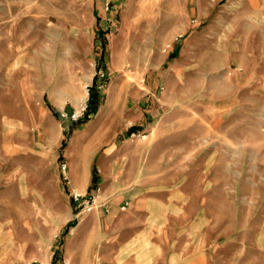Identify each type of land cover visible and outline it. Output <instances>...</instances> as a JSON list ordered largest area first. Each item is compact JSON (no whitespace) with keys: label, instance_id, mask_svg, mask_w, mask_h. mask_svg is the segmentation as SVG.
<instances>
[{"label":"rangeland","instance_id":"obj_1","mask_svg":"<svg viewBox=\"0 0 264 264\" xmlns=\"http://www.w3.org/2000/svg\"><path fill=\"white\" fill-rule=\"evenodd\" d=\"M178 1L0 0V221L22 225L31 244L25 264L60 259L68 232L85 216L76 217L72 194L82 191L71 187L70 163L78 169L90 163L93 182L87 193L103 187L98 176L106 148H95L93 139L102 128L118 129L117 118L129 115L135 98L146 97L152 79L160 82L161 96L168 84L180 87V76L191 86L196 74V93L188 92L174 108L186 118L155 123L167 131L154 141H140L147 133L135 127L127 131L125 154L137 153L139 142H150L153 159L163 160L168 178L183 173L196 180H202L196 158L204 159L210 148L216 160L212 174L220 178L240 175L246 144L250 159L263 157L264 0H184L189 2L185 8ZM183 10L190 22L184 42L196 36V50L191 41L178 60V52L169 54L164 37L181 21ZM194 57L195 71L190 67ZM100 69L104 78L96 75ZM242 83L247 85L241 88ZM87 86L86 103L97 94L100 106L89 118L74 120ZM192 111L196 144L203 145L199 151L187 150L193 139ZM185 185L194 193L205 184ZM217 185L226 186L233 217L255 224L253 197L264 193V184ZM219 190L217 196H224ZM8 200L14 205L1 203Z\"/></svg>","mask_w":264,"mask_h":264},{"label":"crops","instance_id":"obj_2","mask_svg":"<svg viewBox=\"0 0 264 264\" xmlns=\"http://www.w3.org/2000/svg\"><path fill=\"white\" fill-rule=\"evenodd\" d=\"M177 3L183 8L189 6L188 1ZM192 7L191 13L195 14L196 4L193 3ZM181 18L164 37L170 45L169 54L178 52V60L183 58L180 54L191 41L192 48L196 50V36L184 42L190 27L188 12L183 10ZM179 35H182L181 39H177ZM190 67L196 70L195 57ZM180 73L177 72V76ZM193 79L190 86L180 76V87L172 89L168 84L167 91L161 96L157 95L160 82L152 79L146 85V97L135 98L129 115L122 114L117 118L120 120L118 129L102 128L97 132L93 139L95 148H106L98 179L103 184L102 200L108 203L109 211L97 209L72 227L55 264H104L109 261L110 264H264V193L258 192L253 197L255 224L238 222L233 217L235 206L227 196L226 186L217 185L238 182L264 184V155L256 160L250 159L249 145L246 144L241 148L245 153L240 160V175L220 178L212 174L216 160L210 148L204 159L198 161L196 158V171L202 172V180L200 177L196 180V176L183 173L168 178L167 172L162 170L163 160L153 159L150 142H139L135 154L124 153L127 131L132 132L133 127L147 133L146 138L140 141H154L167 131L154 126L156 122L186 118L185 112L174 111V108L188 92L196 93V74ZM245 85L247 83H242L240 87ZM105 106L103 103L100 108ZM102 111L100 109V113ZM191 114L193 139L187 150L199 151L203 145L196 144V111ZM153 165L157 169L152 170ZM254 167L257 172L252 171L250 175L249 168ZM69 172L73 191L87 192L93 182L90 163L85 162L80 169L70 163ZM190 182L205 185L193 193V187L188 189L185 185ZM218 189L224 190V196H217ZM16 195L19 198L18 192ZM246 196L249 199V195ZM20 200L23 202L22 194ZM4 202L14 205L11 201L1 203ZM15 205L18 207V202ZM21 227L18 222L0 221V264H25V250L31 244L26 243ZM53 263L51 258L50 264Z\"/></svg>","mask_w":264,"mask_h":264},{"label":"built area","instance_id":"obj_3","mask_svg":"<svg viewBox=\"0 0 264 264\" xmlns=\"http://www.w3.org/2000/svg\"><path fill=\"white\" fill-rule=\"evenodd\" d=\"M107 8H109V3L107 4ZM182 35H179L177 37L181 38ZM170 46V45H168ZM97 76L100 78L105 77V73L100 69L97 71ZM102 86H98V88H101ZM87 90L90 93V86H87ZM88 108V104L85 103V106L82 108L81 111L78 113L73 114L72 118L74 120H79L81 116L85 114V111ZM132 136H135V133L132 134ZM143 137H146V135H143ZM68 168L67 163H63V169L66 171ZM68 179V177H65ZM73 200L75 202V206L78 209V212L76 214V217H79L80 215H87L90 214L91 212L103 208L106 212L109 211V206L108 203L102 200V187H98L96 190V193H82V192H73L72 194Z\"/></svg>","mask_w":264,"mask_h":264},{"label":"trees","instance_id":"obj_4","mask_svg":"<svg viewBox=\"0 0 264 264\" xmlns=\"http://www.w3.org/2000/svg\"><path fill=\"white\" fill-rule=\"evenodd\" d=\"M89 101H90V104L88 105V109H87V111L84 114L85 115V118H89L90 115L96 113L97 110H98V108H99V106H100V99L98 98L97 94H94V96L91 95ZM94 178L97 180V177H94Z\"/></svg>","mask_w":264,"mask_h":264},{"label":"bare ground","instance_id":"obj_5","mask_svg":"<svg viewBox=\"0 0 264 264\" xmlns=\"http://www.w3.org/2000/svg\"><path fill=\"white\" fill-rule=\"evenodd\" d=\"M89 95V92L88 90L86 89L85 93L82 94V96L80 98H78V101H79V107L80 108H83L85 106V103H86V100H87V97ZM79 108V109H80Z\"/></svg>","mask_w":264,"mask_h":264}]
</instances>
